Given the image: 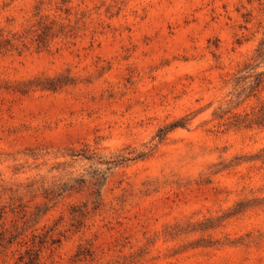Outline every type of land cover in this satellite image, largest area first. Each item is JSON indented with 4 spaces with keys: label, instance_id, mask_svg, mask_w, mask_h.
Listing matches in <instances>:
<instances>
[{
    "label": "rangeland",
    "instance_id": "1",
    "mask_svg": "<svg viewBox=\"0 0 264 264\" xmlns=\"http://www.w3.org/2000/svg\"><path fill=\"white\" fill-rule=\"evenodd\" d=\"M260 46L264 0H0V264H264Z\"/></svg>",
    "mask_w": 264,
    "mask_h": 264
},
{
    "label": "trees",
    "instance_id": "2",
    "mask_svg": "<svg viewBox=\"0 0 264 264\" xmlns=\"http://www.w3.org/2000/svg\"><path fill=\"white\" fill-rule=\"evenodd\" d=\"M256 53H257L256 56H257L258 58H261V59L263 58V56H264V50H263L262 46L256 48ZM263 59H264V58H263ZM252 68H254V67H252ZM261 75H262L261 72H259V73L256 74V79H258V80H257L258 83L260 82L259 77H261ZM253 122H254L255 124H258V125H264V108H260L259 113H258V115L255 117V120H254ZM179 124H181V123H179L178 121H176V122L171 123V124L168 125V126H165V127L162 128V129H160V130H159V133H158V138H159V139H162V137L165 135V133H166L168 130H170V129L173 128V127L179 126Z\"/></svg>",
    "mask_w": 264,
    "mask_h": 264
}]
</instances>
